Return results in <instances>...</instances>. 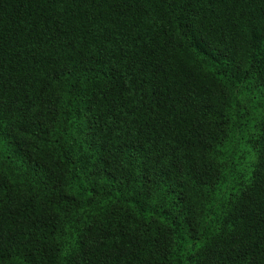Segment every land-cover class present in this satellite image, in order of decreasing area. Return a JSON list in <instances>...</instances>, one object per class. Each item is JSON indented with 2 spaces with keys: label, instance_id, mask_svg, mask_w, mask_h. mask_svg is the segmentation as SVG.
Instances as JSON below:
<instances>
[{
  "label": "trees",
  "instance_id": "1",
  "mask_svg": "<svg viewBox=\"0 0 264 264\" xmlns=\"http://www.w3.org/2000/svg\"><path fill=\"white\" fill-rule=\"evenodd\" d=\"M0 264H264V0H0Z\"/></svg>",
  "mask_w": 264,
  "mask_h": 264
}]
</instances>
